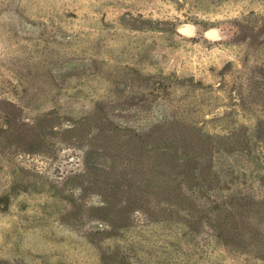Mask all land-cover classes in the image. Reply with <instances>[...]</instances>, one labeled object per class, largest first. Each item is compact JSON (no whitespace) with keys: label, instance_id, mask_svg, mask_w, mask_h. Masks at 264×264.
<instances>
[{"label":"rangeland","instance_id":"374dc122","mask_svg":"<svg viewBox=\"0 0 264 264\" xmlns=\"http://www.w3.org/2000/svg\"><path fill=\"white\" fill-rule=\"evenodd\" d=\"M0 264H264V0H0Z\"/></svg>","mask_w":264,"mask_h":264},{"label":"water","instance_id":"95a60500","mask_svg":"<svg viewBox=\"0 0 264 264\" xmlns=\"http://www.w3.org/2000/svg\"><path fill=\"white\" fill-rule=\"evenodd\" d=\"M178 32L186 37H194L196 35V28L191 24H182L178 27ZM208 39L216 40L220 38V32L216 29H211L205 33Z\"/></svg>","mask_w":264,"mask_h":264}]
</instances>
